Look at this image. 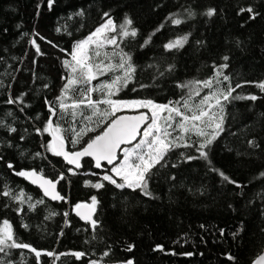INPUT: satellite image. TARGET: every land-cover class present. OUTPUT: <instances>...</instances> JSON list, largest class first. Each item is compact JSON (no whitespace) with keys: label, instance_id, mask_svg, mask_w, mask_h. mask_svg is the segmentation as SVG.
Instances as JSON below:
<instances>
[{"label":"trees","instance_id":"trees-1","mask_svg":"<svg viewBox=\"0 0 264 264\" xmlns=\"http://www.w3.org/2000/svg\"><path fill=\"white\" fill-rule=\"evenodd\" d=\"M248 7L257 13L255 19L240 12ZM209 8L216 10L211 17L204 14ZM189 11L194 16L189 17ZM78 12L83 15H75ZM105 12L117 24L129 16L138 29L137 38L121 44L132 55L135 79L113 99H151L160 104L178 100L187 91L178 88V83L208 79L213 65L224 63V56L229 57L225 72L233 85L264 81V0H55L51 9L47 0H0V191L6 186L17 193L23 191L32 197V203L43 200L29 210L28 203L0 196V222L7 219L15 235L35 249L66 253L55 264H126L128 260L133 264H252L264 249V177L260 176L264 172V92L254 85L247 84L234 94H254L259 97L256 101L226 104L224 131L208 150L211 164L203 159L184 162L179 153L197 155L195 149H177L169 154L166 166L154 169L148 187L151 196L140 190L117 189L107 182L104 188L95 189L85 181L97 182L99 176L92 173L103 175L109 168L96 169L85 160L77 169L46 150L52 137L38 134L36 129H42L49 117L45 99L54 101L64 83L61 60L67 57L60 49L71 51L74 41L102 23ZM170 16L183 22L173 25ZM154 32L151 43L141 48ZM184 35L188 39L182 48L164 49L165 43ZM31 39L43 55L36 54ZM170 65L174 68L169 72ZM141 84L149 86L141 88ZM17 97L23 103L6 102ZM93 98L101 95L93 93ZM70 119L58 122L67 129ZM4 125L16 131L9 132ZM89 126L95 130L76 145L66 141L65 148L79 150L104 124ZM249 140L258 147H250ZM8 163L14 168L9 169ZM213 167L243 187L222 182ZM20 170H35L58 181L59 194L66 199L47 201L25 178L14 174ZM61 174L65 179H59ZM92 196L98 200L93 219L99 221V227L95 231L74 213V205H90ZM65 212L69 213L67 226ZM50 213L55 215L45 220ZM25 224L27 228L22 226ZM220 229L225 230L223 236ZM233 233L238 235L233 237ZM8 252L7 256L0 253V261L36 264L34 253L26 249ZM72 252L86 255L77 260ZM229 255L235 259L228 260ZM53 262L54 257H41V264Z\"/></svg>","mask_w":264,"mask_h":264},{"label":"snow or ice","instance_id":"snow-or-ice-1","mask_svg":"<svg viewBox=\"0 0 264 264\" xmlns=\"http://www.w3.org/2000/svg\"><path fill=\"white\" fill-rule=\"evenodd\" d=\"M54 2L55 0H47L50 9ZM215 11V9L209 8L204 14L211 17ZM240 12L250 13V19H255L257 15L251 7L241 8ZM75 15L82 16L83 12H78ZM188 16L192 17L194 13L189 11ZM168 19L173 25H180L183 22L173 16ZM64 30L67 31V29ZM56 31L61 32V28L58 27ZM156 31H159V28ZM68 34L71 35L70 32ZM34 35L39 36V33H34ZM153 35L155 32L146 37L140 47L148 46ZM137 36L138 29L133 26V20L129 16L126 15L122 22L117 24L110 14L105 12L102 23L87 36L74 41L71 51L61 48L60 51L67 57L61 60L64 68L61 80L64 83L54 101L45 99L49 117L44 127L42 129L37 128L36 132L41 135L48 133L52 139L46 145V150L53 152L56 156H63L69 165H74L77 169L81 167L80 161L84 157H91L95 162L94 167L96 169H103L102 162L111 166L109 170L104 171L103 175L92 173V175L99 176L97 182L85 181V184H91V187L95 189H102L105 187L104 182H107L117 189L140 190L143 195L151 196L148 187L154 169L158 166H166L169 154L177 149H195L197 155H187L183 151L179 153L184 162L203 159L211 164L208 150L224 131L226 104L238 100L256 101L259 98L257 95L234 93L247 84H252L264 92V81H243L233 85L232 78L225 72L229 67L227 63L229 57L224 56V63L214 64L213 75L208 79L178 83V88L187 90L178 100H169L167 103L160 104L151 99H113L135 79L137 68L132 62V55L130 52H125L121 44L127 43L128 39H135ZM40 39L45 38L40 37ZM187 39L188 35H184L175 40H170L163 47L166 51L179 49L184 46ZM47 42L52 44L51 41ZM29 43L35 48L38 56L43 55L35 39H31ZM52 46L58 47L55 44ZM107 46H113L111 52L105 50ZM117 57L118 60L114 63L113 60ZM33 63H36L35 59ZM148 67L155 66L149 65ZM173 68L174 66L170 65L167 71L170 72ZM109 74H112L110 79L93 84V81ZM159 75L163 76L164 72H160ZM148 86L140 85L141 88ZM44 87L47 88L48 86L45 85ZM205 89L209 91L202 95L201 93ZM135 90L133 88V91ZM93 93H99L101 98L94 99ZM213 100L215 101L214 104L212 103ZM6 102L9 104L23 103L19 97L9 98ZM101 105L105 107L102 108ZM125 109H146L147 111H138L136 115L132 116L117 115L118 112ZM214 109H218V111ZM21 110L23 111V108ZM66 117L71 119L68 121V128L63 129L58 121H63ZM109 117L112 119L108 120ZM105 120L108 121L106 124L104 123ZM91 124L97 126L104 124V127L99 134L90 137L79 150H67L65 148L66 141L76 145L87 132L95 130L89 126ZM4 126L9 128V132L16 131L15 128ZM67 133H71V137ZM133 141L137 142L133 144ZM248 144L250 147H258L253 140H249ZM123 145H132V147L122 148ZM121 152L123 159H120L119 156ZM36 155L39 156L40 154L37 153ZM7 166L9 169L14 168L11 163H8ZM176 166V164L172 165V167ZM211 170L218 174L222 182L237 188L243 187L223 170L214 167ZM69 172L76 174L72 168H69ZM14 174L29 180L33 184H38L46 197L53 200L66 199L55 191L58 181L47 179L35 170L14 171ZM260 176L264 177V172H261ZM59 179H65L64 175L61 174ZM0 196L8 197L11 201H18L21 204L28 203L29 210L35 208L37 204L43 203L42 199L32 203V197L26 196L23 191L17 193L6 186L5 190L0 191ZM97 204V197L92 196L90 205L84 203L74 205L77 210L76 215L87 222L93 231L99 227V221L93 219ZM82 208L88 209L87 214H82L79 211ZM14 210L17 214L21 211L20 208ZM54 215L55 213H50L49 216L45 217V220ZM64 216L67 226L70 223L67 219L69 213L65 212ZM22 226L28 227L26 224ZM224 234L225 230L220 229V235L223 236ZM237 235L238 233H233V237ZM132 247L129 245L128 250L131 251ZM157 248L162 250L160 245H157ZM11 249H26L34 253L36 264H41V257L44 255L54 257L53 264H55V260L66 255V253L57 254L54 251L35 249L32 245L20 240L13 231V225L7 219H3L0 222V253L7 256L8 250ZM71 255L79 260L86 254L72 252ZM104 255H109V252L106 251ZM186 255L190 256L192 253H186ZM227 259L234 260L235 258L229 255ZM0 264H11V262L0 261ZM89 264H97V262L90 261ZM126 264H133V261L128 260Z\"/></svg>","mask_w":264,"mask_h":264},{"label":"water","instance_id":"water-1","mask_svg":"<svg viewBox=\"0 0 264 264\" xmlns=\"http://www.w3.org/2000/svg\"><path fill=\"white\" fill-rule=\"evenodd\" d=\"M137 114V112H135V113H122V114H119V115H122V116H132V115H136ZM139 139V138H138ZM137 141H133V144H135ZM132 145H123L122 146V148L123 147H131ZM121 153H119V155H120ZM61 157H63V156H61ZM85 160H88V161H90V162H92L93 164L95 163L92 159H91V157H84V158H82L81 159V161H80V163H82L83 161H85ZM102 164H103V166H106L107 168H111V166L110 165H107L106 164V162H102ZM27 182L32 186V187H34V188H36L40 193H41V195L43 196V198L44 199H46L47 201H49V202H51V203H55V202H58L59 200H53V199H51L50 197H46V196H44L43 195V190L38 186V184H33V183H31L29 180H27ZM55 191L56 192H58L59 193V191H58V182L56 183V188H55ZM76 209H75V215H76ZM82 214H87V211H88V209H86V208H82V209H80L79 210ZM76 217L79 219V220H81V221H84V220H82L81 218H80V216H78V215H76ZM93 218H94V214H93ZM262 257H264V249H263V251L261 252V254L252 262V264H264V259H261Z\"/></svg>","mask_w":264,"mask_h":264},{"label":"rangeland","instance_id":"rangeland-1","mask_svg":"<svg viewBox=\"0 0 264 264\" xmlns=\"http://www.w3.org/2000/svg\"><path fill=\"white\" fill-rule=\"evenodd\" d=\"M108 47H112V46H107V48ZM138 111H147L146 109H139V110H133V109H125V110H122V111H120V112H118L117 114H120V113H135V112H138ZM132 147V146H131ZM120 159H123V154H122V152H121V157H120ZM110 169V168H109ZM118 182H120V181H118ZM97 264H99V263H97Z\"/></svg>","mask_w":264,"mask_h":264}]
</instances>
